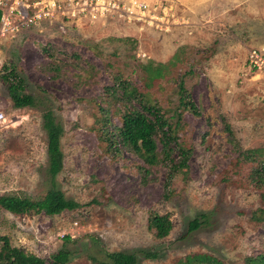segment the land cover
Wrapping results in <instances>:
<instances>
[{
    "label": "rangeland",
    "instance_id": "374dc122",
    "mask_svg": "<svg viewBox=\"0 0 264 264\" xmlns=\"http://www.w3.org/2000/svg\"><path fill=\"white\" fill-rule=\"evenodd\" d=\"M0 8L10 22L0 33V71L16 64L36 102L14 107L0 75V195L40 198L56 188L79 204L56 215L1 210L0 233L45 259L65 248L66 264H111L105 253L115 251L133 253L135 264H177L197 252L243 264L264 254V221L250 218L258 192L220 182L236 155L225 122L242 148L264 147V71L248 62L252 49L264 50V0H0ZM147 58L167 64L163 78L143 81L136 63ZM111 63L172 111L183 79L199 110L182 111L178 136L192 151L168 187L164 165L147 167L124 147L106 152L99 139L90 100L99 103L112 83ZM47 111L63 130L54 177ZM151 211L172 220L167 236L148 228ZM195 218L201 224L189 231Z\"/></svg>",
    "mask_w": 264,
    "mask_h": 264
},
{
    "label": "trees",
    "instance_id": "16d2710c",
    "mask_svg": "<svg viewBox=\"0 0 264 264\" xmlns=\"http://www.w3.org/2000/svg\"><path fill=\"white\" fill-rule=\"evenodd\" d=\"M1 17L0 8V21ZM178 60L179 56L175 54L169 64H175ZM136 64L144 72V82L163 78L167 68V64L155 62L151 58L137 61ZM110 67L112 83L104 86L99 103L90 100L94 106V124L99 139L106 152H116L120 147H124L142 159L147 167L164 165L167 168L165 185L168 187L177 172L188 170V158L192 151L191 145L179 140L178 132L184 126L181 121L182 111L189 110L198 115L199 110L191 101H186L188 97L183 94L185 90L183 79L178 83L181 108L176 107L172 111L150 101L146 88L129 81L122 70L113 63ZM0 75L14 107L36 105L34 96L25 90V78L16 64H4ZM113 113L116 114L118 123H114L110 118ZM43 127L47 133L48 170L54 177L61 170L63 163L60 147L63 130L50 111L44 113ZM224 128L228 131L229 141L236 155L221 172L220 182L225 186L233 185L256 190L261 203L250 211V218L264 221V147L242 148L236 141L230 124L225 122ZM138 170L147 173L148 168L138 165ZM78 206L76 201L66 198L63 191L56 188H50L40 198L9 193L0 195V211L6 210L15 214L44 212L47 215H56ZM200 224L199 219L195 218L190 221L188 230H194ZM147 225L156 237L163 238L169 234L173 224L168 215L151 211L148 214ZM65 238L69 239V236ZM69 256L70 252L65 248L52 253L48 259L26 253L13 245L6 234L0 233V264H66ZM105 256L111 264H135L137 261L133 253L123 251L106 252ZM177 264L224 263L209 253L197 252L185 255ZM243 264H264V254L246 255Z\"/></svg>",
    "mask_w": 264,
    "mask_h": 264
},
{
    "label": "built area",
    "instance_id": "2783aa9c",
    "mask_svg": "<svg viewBox=\"0 0 264 264\" xmlns=\"http://www.w3.org/2000/svg\"><path fill=\"white\" fill-rule=\"evenodd\" d=\"M19 2V1H17ZM15 10H17V13L22 17L24 18L26 14V12L21 9V8H15ZM84 10V9H83ZM41 13L42 12H45V11H40ZM2 23V25H1ZM10 22L6 20V18H4L3 16V12H2V17H1V21H0V33L1 35H4L5 33V30H8V27L7 25L9 24ZM248 62H249V65L252 67V68H255L257 70H262L264 71V50L263 49H252L249 53H248ZM3 116V113L0 111V119L2 118Z\"/></svg>",
    "mask_w": 264,
    "mask_h": 264
}]
</instances>
